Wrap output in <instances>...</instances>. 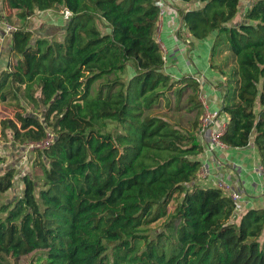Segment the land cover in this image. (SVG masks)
<instances>
[{
    "label": "trees",
    "instance_id": "1",
    "mask_svg": "<svg viewBox=\"0 0 264 264\" xmlns=\"http://www.w3.org/2000/svg\"><path fill=\"white\" fill-rule=\"evenodd\" d=\"M156 1L0 0V16L14 9L25 22L9 35L0 104L22 97L32 106L0 119V139L22 144L54 133L33 150L42 176L19 174V195L0 203V264L33 251L41 255L29 264H264V208L235 215L225 191L195 182L201 81L165 71ZM180 1L190 35H213L210 68L225 77L215 84L227 116L221 140L252 142L264 174V0L242 15L241 0ZM45 9L68 12L58 37L28 24ZM168 93L175 109L185 96L188 127L145 113L161 99L169 108ZM2 168L0 193L17 174ZM162 218L158 232L144 227Z\"/></svg>",
    "mask_w": 264,
    "mask_h": 264
},
{
    "label": "crops",
    "instance_id": "2",
    "mask_svg": "<svg viewBox=\"0 0 264 264\" xmlns=\"http://www.w3.org/2000/svg\"><path fill=\"white\" fill-rule=\"evenodd\" d=\"M162 4L164 13L159 18L156 33L160 38L159 41L157 40L158 43L161 42L160 44L163 46L165 71L175 79L183 76L201 78V93L205 95L209 110H221L223 91L221 87H217L215 84L225 77L220 76V72L217 69L210 68L209 53L213 35L203 39L193 38L188 29L182 25L176 11L177 6L186 8V4L180 0H162ZM2 16H7L6 18L12 21H20V19L15 17L14 9H5ZM39 19H41V16ZM29 21L28 23H30ZM63 21L61 16L55 15L51 17L48 13L41 20V31L35 32L39 35L54 36L53 32L57 30L58 34H60L63 32L61 27ZM45 25H48V27H45ZM9 45L8 35L0 54V69L5 68L6 64L8 65ZM183 97L179 103L180 109H175L173 106L174 99L171 102L175 110L186 111L183 108ZM15 99L10 98L5 102ZM6 114H8L9 118H13L11 114ZM220 119L226 121V114L221 112ZM215 126L219 128L218 121H216ZM201 145L202 152L198 155L199 160H201V167L195 182L204 187L217 186L218 180L229 184L231 190L237 195L235 215L249 208H264V174L263 171L262 173L259 172L260 169L258 167L262 166L253 143L250 142L247 146L240 148L228 146L220 149L213 147L208 139L203 138L201 139ZM0 147H2L0 155L5 157L7 156L5 154H8L9 157L15 159L12 160L13 162L21 161L24 156L22 145L11 139L8 141L0 139ZM23 160H25L24 157ZM201 172L204 174L199 175Z\"/></svg>",
    "mask_w": 264,
    "mask_h": 264
},
{
    "label": "rangeland",
    "instance_id": "3",
    "mask_svg": "<svg viewBox=\"0 0 264 264\" xmlns=\"http://www.w3.org/2000/svg\"><path fill=\"white\" fill-rule=\"evenodd\" d=\"M251 0H241L240 1V14L242 15V12L244 10V8L246 9V6L248 5V3L250 2ZM48 12L51 17H54L55 15L56 16H61L64 19H67V16H68V12L65 11V12H60V11H39V12H36L32 17V19H29L30 23L29 26H31V29L34 30V31H41V20L42 18L48 14L46 13ZM55 13H58V14H55ZM240 17L238 16L234 21L236 22L239 21L241 19V16ZM41 16V19H39V17ZM7 17V16H5ZM8 20L11 22V23H14L16 26L18 27H22L24 26L25 22H23L22 20L20 21H12L11 19L8 18ZM33 25V26H32ZM45 27H48V25H45ZM51 27V26H50ZM54 36L53 37H58L59 36V32L57 30H54ZM156 39L159 41L160 38L158 36V34L156 33ZM161 43V42H160ZM131 72V69L129 68L128 69V75H124V77L126 76L125 80L127 81L128 77H129V74ZM111 77H113V75H111ZM97 83L98 81H96L93 86H92V93L95 92L96 90V87H97ZM168 98H170V103L173 102V99L175 98L173 96V94L171 93H168ZM185 98V96L183 97ZM1 107H0V119L3 118V115L5 117H8V114L6 113H9L12 115V117L14 118V113L16 112H22V111H31L32 109V106L31 104L27 103L24 99H22V97L20 98H17L15 100H10V102H4V103H1ZM23 104V105H22ZM6 112V113H4ZM145 113H148V114H159V115H163L167 118H169L170 120L174 121V122H177L179 123L180 125H183V126H189V122L190 120L193 119L194 117V113L193 112H186L184 110H180V111H177L175 110L173 107H172V103H171V107H166L165 106V101H163L162 99L159 101V103L153 107H151L149 110H146ZM2 149V147H0V150ZM7 156L4 157V161L2 163H0V170L2 168V166L6 167V166H10V165H14L16 168H17V171H16V176H15V182H14V185L12 187V189L8 190L7 192H4V193H0V203L3 202L4 200H9L11 198H13L14 196H18L20 191H21V184H20V181L18 179V175H22L24 174L25 172H30L32 175H34L35 177H38L40 178L42 176V172H41V169L38 165H33V160L36 156V153L33 152V151H28L27 152V156L25 158V160H23V157L21 158V161L17 160L15 162H13L12 160H15L14 158H11L8 156V154H5ZM259 168V167H258ZM3 169V168H2ZM259 172L262 173V170H259ZM179 196L178 194H174L173 198L170 200L169 202V205H168V210L171 211L173 210L176 202L178 201L179 199ZM241 213V211L239 212ZM164 218L156 221V222H153L147 226H144L145 228H149L151 231V233H155V232H158L161 228V223L163 221ZM172 232V231H171ZM173 233V232H172ZM260 240H264V233L263 235L261 236ZM260 241V242H262ZM41 255L39 252H31L29 254H26L24 256H21L16 262H13V264H29V262H35L37 257Z\"/></svg>",
    "mask_w": 264,
    "mask_h": 264
},
{
    "label": "built area",
    "instance_id": "4",
    "mask_svg": "<svg viewBox=\"0 0 264 264\" xmlns=\"http://www.w3.org/2000/svg\"><path fill=\"white\" fill-rule=\"evenodd\" d=\"M157 2H159V7H160L159 14L161 17L162 14L164 13V7L162 4V0H157ZM42 11H52V10L45 9ZM65 11L66 10L64 9L60 10L61 13ZM0 28H1L0 30V54H1L2 48L6 41L7 36L10 35L11 32L17 30L18 26H16L14 23H11L6 17L0 16ZM160 47L161 49H163V46L161 44H160ZM194 78H196L197 81H201V78L199 77H194ZM199 100L202 103L203 111L199 119L197 135L199 136L200 139H203V138L208 139V141L213 145V147H217L220 149L227 148L228 146L221 140V136L226 126V121L220 119L221 111L220 110H213V111L209 110L206 100H205V95L202 94L201 92L199 95ZM216 121L219 122V128H216L215 126ZM53 139H54V133L48 129L47 134L43 139L39 141H28V142L22 143L21 145L23 147L24 159L26 158L27 152L29 150L33 151L35 149H42L48 146L49 143H51ZM259 169L263 171L262 167H259ZM202 174L204 173L201 172L199 175H202ZM216 185L218 188L225 191L233 200L236 201L237 195L235 192L231 190V187L229 184H227L224 181L218 180Z\"/></svg>",
    "mask_w": 264,
    "mask_h": 264
},
{
    "label": "water",
    "instance_id": "5",
    "mask_svg": "<svg viewBox=\"0 0 264 264\" xmlns=\"http://www.w3.org/2000/svg\"><path fill=\"white\" fill-rule=\"evenodd\" d=\"M156 4L159 5V2L156 1Z\"/></svg>",
    "mask_w": 264,
    "mask_h": 264
}]
</instances>
